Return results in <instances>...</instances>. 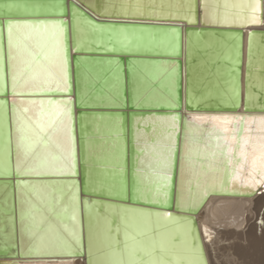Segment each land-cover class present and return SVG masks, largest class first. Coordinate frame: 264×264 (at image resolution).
I'll return each instance as SVG.
<instances>
[{"label": "water", "instance_id": "water-1", "mask_svg": "<svg viewBox=\"0 0 264 264\" xmlns=\"http://www.w3.org/2000/svg\"><path fill=\"white\" fill-rule=\"evenodd\" d=\"M27 1L60 2L62 10H0L7 148L0 186L11 202L0 211V223L5 231L3 216L11 218L14 240L0 246V264L61 257L83 264H209L197 214L211 197L250 198L264 187L262 0H192L190 22L96 15L91 10H100L102 0L0 3ZM255 2L256 24L248 21ZM7 24L14 26L11 60ZM32 53L43 55L33 62ZM134 61L176 65V106L133 104ZM102 64L109 69H99L100 78L83 95L81 68ZM113 67L122 76L121 105H89ZM22 101L36 104L34 115ZM150 115L176 122L167 183L157 189L136 174L141 150L134 130L148 133L150 123L134 119ZM38 125L45 131L36 145ZM101 144L108 156L87 150ZM156 190L164 194L153 200ZM252 221L263 226L264 203ZM41 238L51 242L48 250H37Z\"/></svg>", "mask_w": 264, "mask_h": 264}, {"label": "bare ground", "instance_id": "bare-ground-1", "mask_svg": "<svg viewBox=\"0 0 264 264\" xmlns=\"http://www.w3.org/2000/svg\"><path fill=\"white\" fill-rule=\"evenodd\" d=\"M92 5V0H87ZM113 0H102V8L89 9L96 15H100L101 11L103 15H115L123 16L127 18H151L155 20H174V21H187L190 22V15L187 11L192 8V0H117L116 3L120 6H116L118 9L113 12ZM113 4V5H112ZM148 6L156 7L155 10L149 11ZM115 7V8H116ZM94 8V7H93ZM248 8L251 13L248 17L250 23L260 22L259 5L257 2L251 3ZM4 9L8 13L19 14H36V13H61L60 2H51L50 4H44L43 2L27 1L23 3H0V10ZM147 9V10H144ZM162 9V11H160ZM262 27H264V0H262ZM106 63V62H105ZM131 67L130 74V87L132 93V102L134 105H164L168 107L176 106L175 100V77L177 74L176 65L167 61H134ZM104 64V63H103ZM91 67L90 71L81 68L80 70V89L83 95H86L88 88L100 78L98 73L99 69H109L105 65ZM17 67V65L15 66ZM89 67V66H88ZM111 71V72H110ZM108 80L104 83V88L99 95L98 93L92 94L91 101L87 102L89 105H103V106H120V101L116 96L120 93V83L122 76L118 69L111 68ZM160 80L159 86L156 88L149 87V83L152 80ZM4 86L3 75V61L1 50V30H0V92ZM163 87V89H161ZM165 87V88H164ZM25 88V87H24ZM27 106V113L34 115L36 104L22 103ZM2 108H0V174L6 172L7 162V148L2 142V125L5 121L2 117ZM134 121H139L142 125L150 123V130L145 133L142 128L134 130V143L138 150H141L138 158V164L136 168V174L139 181L144 183H156L155 188H160L167 183V176L169 173V163L172 143L174 140V130L176 126L174 116H145L142 119L135 118ZM150 136L153 137V142L149 141ZM90 150L96 158H103L108 153V149L104 148L103 144L92 147ZM112 154V153H110ZM109 155V154H108ZM105 155V156H108ZM38 190H40L38 188ZM43 193L46 192V188H41ZM40 191V196H42ZM162 191H154L150 194L151 199L155 200L157 196H163ZM224 198L235 199L237 201H247V205L240 207L236 205L237 202L224 201L222 204L212 205L213 199ZM220 201V200H219ZM245 203V202H244ZM264 203V187L254 196L250 198H233V197H211L206 204L202 207L197 214L198 225L200 228L202 240L204 242L206 254L209 264H264V224H255L250 221L256 218L258 209ZM242 204V203H241ZM11 206L9 195L6 190H3V186H0V211L5 207ZM25 208H29L30 204L26 201L23 205ZM241 209V219H230L228 221H220V217L231 212V210ZM243 209V210H242ZM237 212V211H236ZM234 213V211H233ZM232 214V213H231ZM232 217V216H231ZM230 217V218H231ZM239 217V218H240ZM41 218L40 215H35L34 219ZM221 218V220H222ZM229 218V217H228ZM9 220V221H8ZM3 221H8V225L0 223V246H6L8 244H14L12 221L10 217L3 216ZM259 229V232H258ZM37 250H48L50 241L36 239ZM10 260H5L9 262ZM21 264H83V261L79 258L66 257L55 259H34V260H18Z\"/></svg>", "mask_w": 264, "mask_h": 264}, {"label": "snow or ice", "instance_id": "snow-or-ice-1", "mask_svg": "<svg viewBox=\"0 0 264 264\" xmlns=\"http://www.w3.org/2000/svg\"><path fill=\"white\" fill-rule=\"evenodd\" d=\"M14 26L12 24H7V30H8V40H9V59L11 60V45H12V28ZM16 27H19V25H16ZM38 55H43L42 53H32L31 54V60L33 62H38L37 61V56ZM13 91H15V77H13ZM13 103H16L15 101ZM23 103V101L21 102ZM39 129H40V132H38L36 134V140H35V144L36 145H39V144H42L43 143V138L41 136L40 133H43L45 131V128L43 125H38ZM19 168H20V164H19V161H18V164H17V172L19 174ZM39 226V224H37V227ZM41 240H43V238H41Z\"/></svg>", "mask_w": 264, "mask_h": 264}, {"label": "rangeland", "instance_id": "rangeland-1", "mask_svg": "<svg viewBox=\"0 0 264 264\" xmlns=\"http://www.w3.org/2000/svg\"><path fill=\"white\" fill-rule=\"evenodd\" d=\"M220 200V201H219ZM231 201V202H233V200H234V202H237V203H235L236 205L238 204V205H241L240 207H242V205L243 206H246L248 203H247V201H243V200H240V201H237V200H235V199H224V198H215V199H213V202H212V205H214V204H218V205H220V204H222L224 201ZM245 202V203H244ZM242 203V204H241ZM243 210V209H242ZM233 211H234V213H233ZM237 211V212H236ZM231 210V212H229L228 214H225V215H223V217L224 218H222V216L220 217V221H227V219H228V221L230 220V219H234V220H237V219H241V209H238V210ZM241 211V212H240ZM232 213V214H231ZM232 216V217H231ZM227 219H226V218ZM229 217V218H228ZM231 217V218H230ZM240 217V218H239ZM221 218H222V220H221ZM237 218V219H236ZM254 219V218H253ZM250 221H252V219L250 220Z\"/></svg>", "mask_w": 264, "mask_h": 264}]
</instances>
